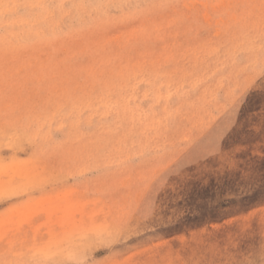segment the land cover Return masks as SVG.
Wrapping results in <instances>:
<instances>
[{
  "label": "rangeland",
  "instance_id": "rangeland-1",
  "mask_svg": "<svg viewBox=\"0 0 264 264\" xmlns=\"http://www.w3.org/2000/svg\"><path fill=\"white\" fill-rule=\"evenodd\" d=\"M0 264H264V0H0Z\"/></svg>",
  "mask_w": 264,
  "mask_h": 264
}]
</instances>
